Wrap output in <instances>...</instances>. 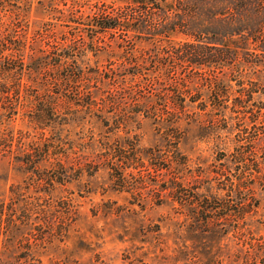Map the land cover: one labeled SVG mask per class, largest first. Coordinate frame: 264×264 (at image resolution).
Returning <instances> with one entry per match:
<instances>
[{"label": "rangeland", "instance_id": "374dc122", "mask_svg": "<svg viewBox=\"0 0 264 264\" xmlns=\"http://www.w3.org/2000/svg\"><path fill=\"white\" fill-rule=\"evenodd\" d=\"M127 2L0 0L3 54L49 53L29 90L0 75V264H264V48L96 40L90 18ZM57 48L81 53L80 74L50 66ZM63 74L80 78L56 108L76 111L53 144L32 95L46 106Z\"/></svg>", "mask_w": 264, "mask_h": 264}, {"label": "trees", "instance_id": "16d2710c", "mask_svg": "<svg viewBox=\"0 0 264 264\" xmlns=\"http://www.w3.org/2000/svg\"><path fill=\"white\" fill-rule=\"evenodd\" d=\"M231 4L237 7L236 11L230 8ZM207 9H216V11L211 12ZM119 10L122 11L119 12ZM154 11L158 13L162 12L158 19L161 17L164 21L168 18L167 16H173V22L162 24L161 27V24H158V20L152 17ZM87 27H89L88 31L90 34L96 40L101 41L108 33L118 30L124 33L120 39L126 40L130 38L135 39L136 42L145 41L150 43L154 37L158 38L160 34L170 30L171 32L177 31L179 33L177 35L187 38L193 37L197 40L208 38L209 41H213L209 44H220L225 47H228L229 40L233 37H242L245 40V45H247L248 41H254L261 44L264 48V0H131L130 3L127 2L123 8L116 10L110 17L101 14L90 18ZM151 32L153 33L151 36H146L150 35ZM90 40L91 43L92 38ZM67 50L66 48L61 50L59 48L55 49V52L51 54H55L57 58L54 62L50 61V66L59 69L64 62L70 59L74 65L75 72L80 74L81 70L76 60L80 52L76 49L71 54H65ZM38 53L40 54L30 56L27 60H25L26 56L23 54L18 57L16 56L15 59H9L3 54L2 48H0V75L5 76L8 73H14L12 74L13 76L19 77L18 90H29L32 87L27 83L21 84L20 79L25 78L32 83L38 84L40 82H36V76H39L42 67L46 68L47 64L49 65V53L48 55L41 51ZM185 55L187 57L198 56L196 51H188ZM10 56H13V54H10ZM79 78L64 74L58 78H52V83L47 84L52 99L46 101V106H44V99H42V96L36 90L32 95V119L41 124V127H43L41 131L43 130V132L45 128H52L51 137L47 139V142L52 141L55 144L54 142L56 141L57 144H61L63 140L61 138L62 129L60 127L74 120V114L70 112L76 110H69V113L63 112L64 114L60 117V113L56 108V102H58V97L64 94L63 92L69 91L72 88L70 86L71 83H76ZM122 83L125 84V82ZM123 87H120L121 90L129 88V86ZM74 89L75 95H79L80 89L78 90V87ZM30 150H33V152L45 151V154L47 151H50L48 148L41 150L38 147L31 148ZM28 157L30 156H24L22 159ZM26 161H23V163L27 167V170L34 168L33 165H28ZM57 183L60 184L61 182ZM206 219L207 217L202 218V221L207 222Z\"/></svg>", "mask_w": 264, "mask_h": 264}]
</instances>
